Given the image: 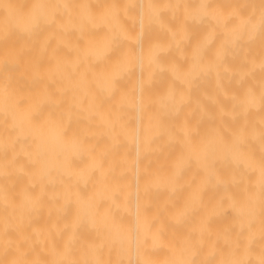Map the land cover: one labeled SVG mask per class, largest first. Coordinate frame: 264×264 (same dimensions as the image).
Returning <instances> with one entry per match:
<instances>
[{"label":"bare ground","instance_id":"bare-ground-1","mask_svg":"<svg viewBox=\"0 0 264 264\" xmlns=\"http://www.w3.org/2000/svg\"><path fill=\"white\" fill-rule=\"evenodd\" d=\"M0 264H264V0H0Z\"/></svg>","mask_w":264,"mask_h":264}]
</instances>
